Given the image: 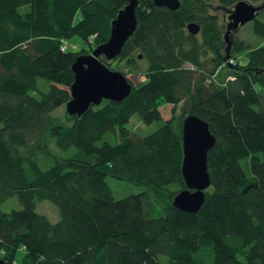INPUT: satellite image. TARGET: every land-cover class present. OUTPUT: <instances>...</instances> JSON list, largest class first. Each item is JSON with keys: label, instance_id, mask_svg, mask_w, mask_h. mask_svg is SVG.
<instances>
[{"label": "trees", "instance_id": "1", "mask_svg": "<svg viewBox=\"0 0 264 264\" xmlns=\"http://www.w3.org/2000/svg\"><path fill=\"white\" fill-rule=\"evenodd\" d=\"M180 1L170 11L139 0L137 29L116 60L138 71L142 55L139 87L123 102L64 120L56 111L71 99L72 66L88 54L66 43H106L130 0H0V206L14 197L22 206L0 210L2 262L23 251L22 264H264V46L235 40L228 53L225 26L209 9L214 0ZM241 1L260 3L251 24L264 39V0H217L223 8ZM190 22L199 35L189 34ZM169 104L182 105L180 115L153 133L128 130L136 115L146 125L162 120ZM188 115L217 139L208 157L212 185L196 214L173 205L186 189ZM110 133L120 142L98 146ZM55 149L77 152L61 157ZM107 177L146 191L116 200ZM43 201L59 209L58 222L36 211Z\"/></svg>", "mask_w": 264, "mask_h": 264}, {"label": "water", "instance_id": "2", "mask_svg": "<svg viewBox=\"0 0 264 264\" xmlns=\"http://www.w3.org/2000/svg\"><path fill=\"white\" fill-rule=\"evenodd\" d=\"M151 1L156 7L170 11L181 7L180 0ZM139 4V0H130L113 20L108 41L97 46L92 54L79 56L73 64L74 82L71 86V99L66 105L69 116L81 117L89 109L102 105L103 101L120 103L131 95L133 85L127 77L108 68L100 60L105 58L112 62L121 57L123 48L137 29L136 11ZM261 9L260 6H254L247 1H241L234 6L228 17L229 24L225 35L228 53L232 32L253 22ZM187 30L189 34L197 36L202 28L198 23L190 22ZM139 59H142V55H139ZM216 145L217 139L207 122L196 115H188L184 119L182 175L186 189L174 198L173 205L178 210L196 214L205 205L207 191L212 185L208 157ZM0 264L5 263L0 259Z\"/></svg>", "mask_w": 264, "mask_h": 264}, {"label": "rangeland", "instance_id": "3", "mask_svg": "<svg viewBox=\"0 0 264 264\" xmlns=\"http://www.w3.org/2000/svg\"><path fill=\"white\" fill-rule=\"evenodd\" d=\"M247 2H249V1H247ZM251 4H253L254 6H260V3H251ZM212 5L213 6L212 7L210 6V8H209L211 14H214L218 18L221 19L222 23L225 26L224 29L226 32L227 31V25L229 24L228 17L230 15V13L233 11L234 7L223 8V7H221L220 3L217 2V0H214V2H212ZM28 11H29L28 6L21 8L22 13H25ZM259 19L264 22V13L259 16ZM235 40L245 41L247 45H249L250 47H254V48L259 47V46H264V39L256 36L252 32V24L251 23L239 27V29L236 32H232L231 38H230V43H231L230 51L233 48V42ZM68 47L70 48V50H74V51L85 48L86 50H88L87 55L92 54L93 51L96 49L95 46L90 47L88 44L83 42L79 37H74V38L70 39L68 42ZM136 54L137 53L135 52L134 55H136ZM236 54H237V57L239 58L238 61L240 63L241 62L245 63L247 61L248 56H247L246 49H242L241 51L237 52ZM116 60L117 59L113 60L110 63V65L113 64L111 69L123 73L127 77V79L130 81V83H132L133 86L139 87V84L145 80V77H143L142 75L145 74L144 72L147 69L146 62H143L142 59H140L139 67H137L138 71H130L129 72L125 69V64H126L125 61L126 60H124L120 64V68L117 67V65H116L117 61ZM232 63H234V61H232L231 64ZM187 67L193 68L190 65H187ZM40 83L42 86H44V83H47V82L44 80H40ZM181 106L182 105H179L176 108L175 106L169 104V105H165V106L161 107L160 112L162 115V120L153 122L151 125L144 124L141 121V119L139 118V116L136 115L130 120L129 124L127 125V128L132 134H134L136 136H139V137L147 136V135L153 133L154 131H156L157 129H159L163 125V123L170 120L174 116L178 117L181 113ZM65 113H67L66 106L61 107L56 111V115L61 116L62 119H64V120H65ZM105 142L110 143L112 145H116L117 143L120 142L119 134L117 133V136H115L114 134H111V133L107 134L103 138L102 141L97 143V145L102 146ZM55 150H57V149H55ZM76 152H77L76 149H72L69 152H62V151L57 150V155H59L61 157H68V156H70ZM42 160L43 159H41V161ZM42 165H43L42 167L44 169L45 168L47 169L49 166L52 165V161L47 159V160H45L44 164H42ZM106 182L109 185L110 189L112 190L113 196L116 200H121V199L130 197V196H133V195H138V194L146 191V189L144 187L135 186V185L130 184L128 182L120 181V180H117V179L112 178V177H107ZM20 209H22V206L19 203L17 197L9 199L7 202H5L4 204H2L0 206V210L5 212V213H9L11 211L20 210ZM36 211L39 214L46 216L53 223L58 222L60 219L59 209L54 204H52L51 202H48V201L38 202ZM158 213H161V207H158ZM23 256H24L23 251H19L17 256H16L15 263L16 264H22ZM162 260L165 261V257H162Z\"/></svg>", "mask_w": 264, "mask_h": 264}, {"label": "bare ground", "instance_id": "4", "mask_svg": "<svg viewBox=\"0 0 264 264\" xmlns=\"http://www.w3.org/2000/svg\"><path fill=\"white\" fill-rule=\"evenodd\" d=\"M248 24H249V23H248ZM67 46H68V44L66 43V45H65V47H64V48L66 49V48H67ZM178 194H179V193H178ZM178 194H177V195H178ZM177 195H176V196H177Z\"/></svg>", "mask_w": 264, "mask_h": 264}]
</instances>
